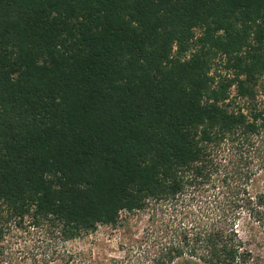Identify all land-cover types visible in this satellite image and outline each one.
<instances>
[{
    "label": "trees",
    "instance_id": "obj_1",
    "mask_svg": "<svg viewBox=\"0 0 264 264\" xmlns=\"http://www.w3.org/2000/svg\"><path fill=\"white\" fill-rule=\"evenodd\" d=\"M263 165L264 0H0V264L32 231L34 264H67L66 242L216 175L157 264H262Z\"/></svg>",
    "mask_w": 264,
    "mask_h": 264
},
{
    "label": "rangeland",
    "instance_id": "obj_2",
    "mask_svg": "<svg viewBox=\"0 0 264 264\" xmlns=\"http://www.w3.org/2000/svg\"><path fill=\"white\" fill-rule=\"evenodd\" d=\"M253 178L249 185L253 189L264 190V165ZM221 179V175H216L212 183L198 187L187 207L188 201H185V206H176L174 210L155 206L142 211H123L116 226L99 225L95 232L66 242L65 246L75 253L67 264H157L164 255V245L170 240V235L162 230L166 221L175 218V222L181 223L186 210L192 214L193 209L195 214H199V206L204 209L214 207L225 196L227 188L224 185L231 182L228 178L222 183ZM242 218L244 220V215ZM183 221L186 222L185 219ZM255 233L257 239L253 241L252 248L260 254L264 264V238L259 237L256 228ZM24 236L17 242V245L24 244L27 252L20 264H34L32 257H42L43 253L49 252V247H46L40 231ZM50 264H65V261L59 258Z\"/></svg>",
    "mask_w": 264,
    "mask_h": 264
}]
</instances>
